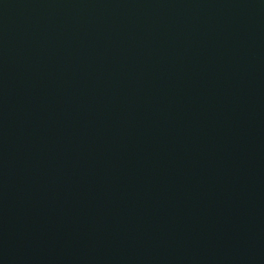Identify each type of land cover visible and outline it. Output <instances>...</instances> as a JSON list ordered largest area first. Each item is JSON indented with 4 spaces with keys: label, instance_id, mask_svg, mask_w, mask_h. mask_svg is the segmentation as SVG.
I'll list each match as a JSON object with an SVG mask.
<instances>
[{
    "label": "water",
    "instance_id": "obj_1",
    "mask_svg": "<svg viewBox=\"0 0 264 264\" xmlns=\"http://www.w3.org/2000/svg\"><path fill=\"white\" fill-rule=\"evenodd\" d=\"M0 264H264V0H0Z\"/></svg>",
    "mask_w": 264,
    "mask_h": 264
}]
</instances>
